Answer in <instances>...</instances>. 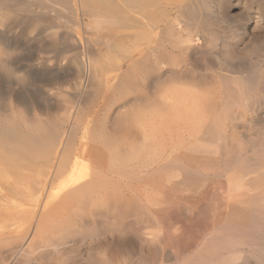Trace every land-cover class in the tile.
Masks as SVG:
<instances>
[{"label": "bare ground", "instance_id": "bare-ground-1", "mask_svg": "<svg viewBox=\"0 0 264 264\" xmlns=\"http://www.w3.org/2000/svg\"><path fill=\"white\" fill-rule=\"evenodd\" d=\"M256 3L261 16L264 14V0H256ZM230 6V0H111V12L98 17L99 23L104 27L126 26L129 28L130 31L125 37L127 45L124 48L121 46L123 43L118 41L117 43L121 45H118L117 53L119 54L115 55L120 60L125 57L129 58L130 63L125 71L128 76L132 75L134 80L140 78V81L152 82V85H156V89L159 88L157 97L162 100L160 107L157 106L160 101L152 99L158 101L155 108L158 107V111L161 109L159 120L157 121V118L155 121H150V124L157 123H153L155 128L149 125V122L146 123L149 121L144 116L147 113L143 114L141 111L132 115L129 109H123L122 115L129 110L132 116L130 120L122 115L115 118L113 125L115 133H118V138L115 137L117 142L115 138V140L110 138L109 133H104V137H106L105 134L109 136V141H115L111 143L112 146L115 145L114 143L120 144L118 143L119 137L121 139L122 136L126 137L123 134L120 136L124 131H122L123 125H129L131 121L130 123H135L137 130L141 129L142 132V137H140L142 143L138 147L127 148L124 145H115L114 149L105 153L95 145L76 143V126L70 128L65 142L61 144L60 138L64 134L63 129H59L61 126H56L52 132H46L42 129L38 131H33L31 128L23 129L17 123L0 124V169L2 168L0 179L7 178L6 175L4 176L6 172L3 171L7 170L12 173L17 170L19 165L13 167L15 160L27 162L24 166L26 172L22 169L25 173L22 174L20 171V176L17 175L18 172H15L13 178L8 179V183L5 182L7 187L0 186V242L4 243H2V248L0 246L2 264L12 260V257L21 251L27 241L28 246H33L36 240L42 241V239L56 244L61 241L74 240L78 231L75 232L76 225L74 226L73 219L71 222L68 218L59 217L57 214H52V217L51 213L48 215L50 207L57 200H60V203L63 202V208L69 205L74 206L75 213L82 211L84 206L85 208L88 206V210L93 211L101 205L102 209L104 204L113 214L116 210V213L119 212L118 209L122 205L124 212L121 217L118 213L116 214L121 218L120 234L113 233L115 230L112 233L109 231L110 234L106 237L107 243L102 252L103 257L97 256L89 264H111L117 249L121 250V254L124 253L130 258L131 253L129 252H135L133 250L137 242L140 243V247L141 244H152L153 241L149 238L150 233L145 230L151 226H157L160 230L158 221L164 218V215L171 221L167 228L176 229L177 227L178 229L182 221L179 219L180 215L190 220L196 214H201L209 220L205 231L191 232L188 229L189 233L184 230L186 234L181 232V236H175L179 231H174L175 234L174 232L173 234L168 233L171 235L170 239L173 241L176 239L174 242H176L178 255H181V257L177 255L178 258L176 256L174 264H264V134L259 135L260 137L255 140L251 138L244 140L243 138L247 148L242 153L234 146L232 137L229 139L230 133L228 134L227 131L228 129L233 131L236 127L228 124L226 120L223 128L217 127V124L220 125L218 117L222 112L219 114L217 113L219 111L215 112L214 115H218L217 120L212 117L213 119L204 125L202 132L199 128H203V123H200V127L196 125L204 117L200 118L197 115L199 111L203 112L199 103L206 100L207 104V101L213 98L212 96L221 97L223 105L219 109L226 110L228 120L230 115L234 114L236 116L234 119H236L238 115L244 117L247 113L252 114L264 108L259 99L261 96L264 97V33L258 34L259 36H256L253 44H249L250 46L242 45L245 29L238 31L230 27L226 34H218L220 29L216 28L218 23H222L227 17L233 18L231 16L233 13L229 15ZM171 10L174 12L176 10V15L172 18L169 16ZM196 27L202 29L203 37L195 31ZM205 35L210 39L207 40ZM203 44L207 48V54L196 53L197 48ZM243 48L251 53V58L255 57V65L248 62V56L241 52ZM194 53L199 57L201 55L202 58L206 56L204 61L196 57ZM198 58L201 61L198 62ZM97 59L100 61L101 58ZM246 59L249 65L246 64ZM114 60L117 61L116 58ZM146 61L150 63L145 65ZM252 61L254 60L250 62ZM200 62H204V65ZM99 66L98 68H101ZM119 68L116 64V71ZM128 83L130 82L125 79L116 87L120 88ZM208 83L216 84V86L207 87ZM154 86H151L153 93L156 90ZM157 97L155 95V98ZM216 106L214 110V105L213 107L210 105L208 113L209 110L212 112V109L216 111L218 109ZM157 109H152V111ZM157 113L159 116V112ZM147 125L154 128L151 129L150 134L146 129L142 130L144 127L147 128ZM220 129L223 130L220 131ZM102 132L104 131L100 133ZM115 133L110 134L116 136ZM193 133L196 139L195 143L190 141L191 146L200 141L202 142L200 146L204 147V153L217 154V157L210 160H194L193 155L198 152L199 146L197 145L198 148L182 146L185 135ZM157 137L160 138L159 144L152 145L154 143L147 142V140L153 142ZM107 140L106 142L109 143ZM251 142H254L252 146ZM255 142L262 146L258 149L259 151L252 149L255 147ZM111 144L107 146L111 147ZM59 147H61L60 153H58ZM210 147L214 149L209 150ZM139 153L143 156H139ZM137 156H139L138 159L132 163L131 160ZM37 166L38 172L35 170ZM48 180L51 181L50 190H52L50 192L52 194H47L50 197L44 202L43 211L45 213L38 220L33 234L29 237L28 226L16 225L20 220V211L17 208L20 209L22 206L20 200H23V197H31L40 192ZM195 187L199 188L197 196L194 195L198 197L195 200L181 195V191L184 193L186 189L189 192ZM148 192L155 193L160 198L158 200L155 196L156 201L153 199L155 204L164 202V205H156V210L149 209L148 203L151 204L152 199L148 198L150 196L147 195ZM84 211L85 209L83 213ZM30 213L29 210L27 214ZM25 216V214L22 215V219H26ZM85 216L77 215L81 227L91 222ZM148 219L153 220L154 224ZM164 220H160V223ZM29 223L27 222V225ZM100 225L99 223L98 226ZM187 226L189 228V225ZM16 228L20 230L17 231ZM165 230L164 234H167ZM164 234H161L162 237ZM41 246L42 244L39 247ZM30 248H27L29 254L32 251ZM135 250L137 252V249ZM155 255L154 250L151 256L143 259L142 263L155 264L153 261ZM166 260L171 261L172 257L167 255Z\"/></svg>", "mask_w": 264, "mask_h": 264}, {"label": "rangeland", "instance_id": "rangeland-1", "mask_svg": "<svg viewBox=\"0 0 264 264\" xmlns=\"http://www.w3.org/2000/svg\"><path fill=\"white\" fill-rule=\"evenodd\" d=\"M248 1L230 0L231 6L229 9V15L233 13L231 15L233 16V18L227 17L225 20H223L222 23H218V25L216 26V28L218 27L217 29L220 28L218 30V34H226V32L228 31L227 29H229L230 27L235 28L236 30L238 29V31L245 29L244 35L242 36L243 46L246 44H248V46L252 45L256 36L264 33V14H261L260 16V10L257 6L256 0ZM110 12L111 0H0V124L9 125L17 123L23 129L31 128L33 131L42 129L46 132H52L56 128V126H61L59 127V129H63L64 132V134L60 138L61 144L65 142L70 128L76 126V143L87 144L89 146L95 145L101 150V152L105 153H107L111 149H114L115 145H124V147L126 146L127 148L131 146L132 148H135L142 143L140 139V137H142V132L140 131L141 129L137 130V125L135 123H130V121L128 124L131 126V128L129 125H123L122 131H124L120 135L122 136L123 134L126 137L122 136V139L121 137H119L118 140L120 141H118V143L120 142V144L114 143V146H112L111 144L115 142L114 140L116 138H118V133H115L116 130L113 123L116 120V117L124 113L123 109H129L132 112V115L136 112L138 113L141 111L143 114L147 113L146 115H144L149 120L146 123L148 124L149 122V125L153 126L154 122L150 124V121H155L157 118V121L159 120L161 116V109L160 111H158L159 109L157 108L160 107V103H162V100H159L160 97H157L159 96V88L156 89L155 84L154 86L152 85V82L148 83L144 82V80L140 81V78L134 80L132 75L130 74L129 75L132 78L128 76L127 72H125L127 71L130 63L128 57H125L124 59L122 58V60H120L119 57H116L115 54L119 51L118 45L121 42L124 44H120L122 47L125 48V46L127 45V40L125 37L130 30L126 26L104 27L103 25H101L98 21V17H100L101 14H109ZM175 13L176 10L175 12L174 10H171V15H169L170 18H172L173 15L175 16ZM234 16L237 18H235ZM227 20L228 22H224ZM195 31H197L199 35L203 37L204 32L200 27H196ZM219 31H221V33H219ZM206 37L205 38L207 40L210 39L208 38V36ZM118 41L120 43H117ZM243 49H241V52L248 56V62L251 65H255V57L253 56L252 58L254 59H252L251 53L248 50ZM195 52H198V54L201 53L202 55L207 54V48L205 44H203L200 48H197V51ZM196 53H194V55L196 57H199ZM113 57L114 59L116 58L117 61L114 60ZM205 57L206 56H203L202 58L200 55L199 58L203 60ZM97 58H101L100 61L102 60V63ZM199 58L197 59L198 62L201 61L199 60ZM118 59L120 60V63H118ZM249 59L254 61H252L251 63V60ZM149 61H146L144 64L148 65V63H150ZM248 62L246 63L247 65H249ZM200 63L204 65V62ZM96 64L98 65L96 66ZM116 64L120 67L117 71ZM98 66L101 68H98ZM117 72L118 74H115ZM125 79H127L130 83L124 84L122 87L117 88V84ZM138 80L141 83L138 82ZM151 86H154L158 91L153 89L155 90L153 93ZM206 86L214 87L216 86V84L208 83ZM150 95L152 96V98ZM155 95L157 98H155ZM147 97H149V99ZM212 97L213 98L209 100L207 99V104L206 100H203V103H199V105L201 106H199L200 109L204 112V114L205 112L207 114L201 115V113L203 112L200 113L199 111V114L197 115L200 118L204 116L201 118L203 122L199 121V123L197 122L196 125L200 127V123H203V128H199V130L201 129L202 132V130H204V125L208 124L207 122L211 121L213 119L212 117H214V120H217L218 115L215 116V112L219 111L217 112L218 114L220 112H224L225 114H219L218 120L220 121V125L217 124V127L223 128L222 126H224L225 120L226 122H228V124L235 126L238 130L236 128L233 131L229 129L227 130L228 134L230 133L229 139L230 137H232V139L235 141V143L233 141V144H235L234 146L236 147V149L244 153L247 146L243 142V138L244 140L248 138L255 140L260 137L259 135L264 134V108L262 107L261 110H258V112H252V114L247 113V116L244 117L238 115V119H234V117L236 116L233 114L234 116L230 115V118L228 120L226 118V110H223L222 108L219 109L221 105H223L222 100H220L221 97ZM262 98L264 99V97L262 96L259 99L260 102L264 105V100ZM152 99H158V101H160H157L159 105H157V102ZM209 101L211 102L208 105ZM152 102H154V104H152ZM155 104L158 106L157 108H155ZM150 105H152V107L154 108H152ZM210 105L212 107L214 105L213 109L217 105L216 107L218 109L216 111H214L215 109H212V112L209 110L208 113V108L210 107ZM150 107L157 110L152 111ZM120 110L122 113L120 112ZM129 110L125 111V114L126 112L127 114H124L122 116H127V119L129 118L130 120V117L132 115L130 116ZM157 112H159V116ZM150 113H152L153 115ZM151 115L153 118L151 117ZM250 118H252L253 120H251ZM221 122L223 123V125H221ZM235 123L237 124V126ZM151 126L147 125V128L144 127L142 130L146 129L148 131L146 132L150 134L152 132L151 129L155 128V126H153L154 128H150ZM126 127H128L129 132ZM101 128L107 129L102 130ZM221 130L223 129H220V131ZM236 130L238 132L240 131V134L237 133ZM249 130L251 131L249 132ZM101 131L104 132L100 133ZM107 131H112L116 136L110 134L112 132ZM232 132L234 134H232ZM104 133H109L108 135H111L110 138L112 139H114L115 137L116 138L113 140V142H111L109 141L110 139L108 135L105 134L106 137H104ZM147 133H145V135H147ZM149 134L147 136H149ZM156 134L158 135V133ZM192 135H185V138H183L185 140L184 142L182 141V146L187 148L193 146L197 147V145L199 146V148L197 147L198 149L196 148L199 153L195 152L193 155L194 160H210L211 158L217 157V154L215 155L208 152L204 153V147L200 146L202 142L198 140H196L198 141L196 142V145L193 144L191 146L190 141H193V143H195L196 139L194 133ZM241 135H243V137ZM123 138H125L126 140H124ZM106 140L109 141L111 147L107 146L109 145V143L106 142ZM158 140L160 141V138L157 137L155 141L151 142L147 140V142H150L151 144L154 143L152 145H156L159 144ZM252 143L254 142H251V146L253 145ZM101 144L105 149L101 146ZM257 144L258 142L252 149L259 151L258 149H260L262 146H260V144ZM261 144L263 143L261 142ZM60 148L61 147H59L58 153H60ZM107 148L108 150H106ZM210 149L214 148L210 147L209 150ZM139 156H143L142 153H139ZM139 156L134 158V160H131V162L133 163V161L138 159ZM25 163L27 162L18 160H15L14 164L12 163L13 167L19 165V167H17V170L15 171L16 173L18 172L17 175L20 171H22L20 172L22 174L26 172L24 170V166H26ZM3 168L5 167L3 166ZM22 169L25 172H23ZM38 169L39 168L37 166L35 170L37 171ZM3 172H6L4 173V176L6 175L7 178L0 179V186L2 187L3 185V187H7V184L5 182H7L8 179L13 178L12 176L16 173L14 171V173H9V171L7 170ZM64 178H61V180L66 179ZM50 182L51 181L48 180L45 187L37 194L31 197L25 196L23 197V200H20V204L26 208L23 209L22 206H20V209L19 207L17 208V210L20 211V220L18 219L19 223L17 222L16 225H18L19 227H21L22 224L28 226L29 237L33 234L38 220L42 218V215L45 213L43 211L44 202L45 200H47V198L50 197L47 194H52V192H50L52 190H50ZM198 189L197 187H195L189 190V192H187L186 189H183L188 195L185 192L183 193V191H181V195L188 197V199L195 200L196 198H198L195 197L197 196ZM192 191L196 193L194 194ZM116 193L118 192L116 191ZM124 193L127 194L126 192ZM148 194L150 195L148 196V198L152 199V201L150 200V202H152L151 204L148 203L149 201L147 202L149 204L148 206H150L148 207L149 209L154 208V210H156L158 205H164V202L158 205L155 204V196H157V194H153L152 192H148L147 195ZM153 199H155V201H153ZM157 199L160 200L158 196ZM63 206V202L60 203V200H57V202L53 203V205L50 207L48 215L51 213V217L52 214H57V216L66 217L70 221L73 219V224L74 226L76 225L75 232L78 231L77 235H75L74 237V240L61 241L60 243L56 244L53 242H47L42 239V241L36 240L33 246H28L27 241L23 245V248H21V251H19L16 256L12 257V260L10 259L9 261H7L6 264H89V262L95 259L97 256L103 257L102 252L104 251V248L106 246V237L109 236V231H111L112 233L115 230L113 233H115L116 235L120 234V217L122 212H124L122 205L120 208L117 207V209L119 208V212L117 213L120 215V217L119 215L118 217L116 215L117 210L112 214L109 207L104 204L102 205L104 206L102 207V209L100 205L98 206L97 210H93L94 212L92 211V209L88 210V206H86V208L84 206L82 207V211H77L76 213L74 206L70 207L69 205V207L67 208H63ZM83 208L85 209L84 213ZM26 210H28V212L30 210L32 214H27L28 212ZM92 212L93 214H91ZM86 213L88 214L86 215ZM24 214L26 215V219H22V215ZM78 214H82L84 216L86 215L85 217H87V219H89L91 222L93 221L92 224L94 226L90 222L88 224L89 226L86 225L87 227H81L78 222ZM182 216L183 215L179 216V219H181L182 221H180L178 229L177 227L176 229H168L167 226L171 221L168 220V218L164 215V218L162 219H165V223H160V220L163 221L161 218L158 221L159 229L161 231L158 230L157 226V228L155 226H151L150 228L145 230L146 232L148 231V233H150L149 238L153 241L152 244H141V248L140 243L137 242L134 247L135 249H137V252L135 249L133 250V252L135 251L134 253H132V251L129 252V254L131 253V259L128 257V255L126 256L124 253L121 254V250L117 249V251L115 252V258L112 260L111 264H143V259H145V257L148 258V256H151L154 250L156 251V255L153 260L155 264H174L175 258L179 253L177 250L176 242H174L176 239L174 241L173 239H170V234H173L174 231H179V233L177 234H175L174 232L175 236H181V232H183L184 234H186L187 232L189 233V231L202 232L206 230V227L209 224V220L206 217H203L201 214L194 215L195 217H192L190 220H186L184 216ZM27 218L30 221L27 220ZM130 218L132 219V217ZM96 219L98 221H96ZM183 221L186 226L184 225ZM27 222L30 223L27 225ZM152 222L153 220L150 221V223ZM99 223L101 224L100 226H98ZM187 225H189V228H187ZM161 226L165 227L163 228ZM91 227L93 228V230ZM153 228L158 231L154 230ZM162 229H166L165 231L167 234H164L165 232ZM16 230L18 231L20 229L16 228ZM168 230L172 231L168 232ZM184 230H186V233L184 232ZM155 233H157L161 237V234H164L163 237H165H162V239ZM148 236L149 235H147V237ZM2 243L3 242L1 241V248L4 244ZM40 244H42L41 247H39ZM26 247H31L30 249L32 251L28 249L31 252V255L27 251ZM123 254L125 255L124 257ZM167 255H170L172 257L171 261L166 260ZM178 256L181 257V255ZM126 259L128 262L126 261ZM0 264H2V261Z\"/></svg>", "mask_w": 264, "mask_h": 264}]
</instances>
